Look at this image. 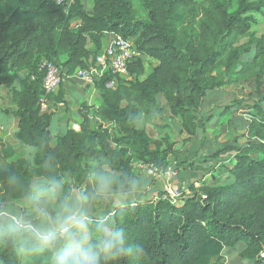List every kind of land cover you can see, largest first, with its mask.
<instances>
[{"label": "trees", "instance_id": "16d2710c", "mask_svg": "<svg viewBox=\"0 0 264 264\" xmlns=\"http://www.w3.org/2000/svg\"><path fill=\"white\" fill-rule=\"evenodd\" d=\"M132 1L91 0L88 11L86 0H0V87L15 105L3 113L12 115L15 141L37 152L29 165L0 134V206L16 199L9 178L26 179L33 168H53L67 186L83 182L92 159L122 173L165 174L182 142L168 133L153 139L147 132V126L158 127L155 116L164 112L162 104L189 140L241 108L237 100L217 105L220 100L209 96L250 80L260 89L264 34L256 27L264 20V0H135L143 19ZM117 37L132 41L139 54L129 63L127 78L114 89L106 87L107 75L94 82L99 102L80 104L78 131L69 128L52 138V114L41 113L38 104L40 65L53 62L71 76L93 67L98 53ZM146 59L157 62L147 74ZM62 98L61 91L47 96ZM212 104L216 113L206 110ZM247 108L244 116L228 120L245 131L246 140L204 156L230 153L208 172L210 182L201 179L178 199L162 191L135 205L116 204L112 213L122 217L119 226L144 253L109 264H215L227 253L237 254L233 264H264V98ZM205 112L210 117L199 124L197 117ZM185 164L192 167L185 161L179 166ZM0 264L44 261L17 258L5 245Z\"/></svg>", "mask_w": 264, "mask_h": 264}, {"label": "clouds", "instance_id": "9594fccd", "mask_svg": "<svg viewBox=\"0 0 264 264\" xmlns=\"http://www.w3.org/2000/svg\"><path fill=\"white\" fill-rule=\"evenodd\" d=\"M37 152L28 148L29 165ZM16 199L0 206V246L10 245L20 259L42 258L44 264H109L138 259L143 246L130 242L121 218L106 211L108 203L135 205L148 188L147 173H122L107 162H88L83 182H68L51 167L33 168L21 180L9 178Z\"/></svg>", "mask_w": 264, "mask_h": 264}, {"label": "rangeland", "instance_id": "374dc122", "mask_svg": "<svg viewBox=\"0 0 264 264\" xmlns=\"http://www.w3.org/2000/svg\"><path fill=\"white\" fill-rule=\"evenodd\" d=\"M201 1L202 0H197L198 3ZM132 3L137 16L140 19H143L145 14L141 6L135 0H133ZM85 6L86 9L90 11L92 6L91 0H86ZM256 30L258 35L264 34V20H262L260 25L256 27ZM156 65L157 62L155 60L146 59L145 73L147 74L150 72V70ZM262 81L263 83L260 89L256 87L253 80H250L246 85L225 87L218 93H215V95L209 96L208 99L211 101L215 98L220 100L221 103H217V105H225L232 100H237L241 103V108L235 109V113L231 114L228 119H222L216 123H208V126L204 128L202 134L190 138L189 140L186 139V136H183L180 133L178 119L170 117L167 107L162 104L161 107L164 112L156 114L155 116V122L158 127L152 128L147 126L146 130L153 139L162 136L164 133H168L171 135L173 141L176 143L182 142V144L171 157L170 169L167 173L159 175L148 169L151 171V173H148V176H152V179L148 185V191H146L145 194H149L151 196L149 198H152V196H155L158 192L162 191L171 192L173 194L178 193L179 196L188 195L190 187H198L201 179L203 180L206 178V180H209L210 182L211 176L208 172H210L212 167L214 168L221 162L228 160L230 153L225 152L224 154H217V157L212 159L204 156H207L206 154L219 152L226 146L235 143L240 144L246 140L245 131L240 127L234 126V124L229 123L228 120L244 116L248 111V106H251L254 101L262 100L264 98V79ZM66 87L67 84L65 85V88ZM85 101L92 107H95L99 102L96 98V94L90 98L87 97V100ZM10 104L9 93L0 90V108L8 109ZM71 110L73 113L72 115H68V117L71 121H75L74 111L77 110L75 108H72ZM206 110H212V113H216L218 109L212 104ZM209 117L210 116L205 112L203 115L197 117V121L199 124H202ZM9 118H11L10 115L7 116L5 113L0 112V125L5 126ZM60 118L61 115H56L51 118L50 130L53 138L58 133V127L63 128L65 126ZM9 130L11 131L10 127ZM9 130H7L8 133ZM27 150L28 148H25V152ZM184 161L188 164H192V167H186V164L184 166H179L181 162ZM135 173H138L137 169H135ZM140 174L142 173L140 172ZM107 211L111 212L109 209ZM236 259V253H227L222 260L215 264H233Z\"/></svg>", "mask_w": 264, "mask_h": 264}, {"label": "built area", "instance_id": "2783aa9c", "mask_svg": "<svg viewBox=\"0 0 264 264\" xmlns=\"http://www.w3.org/2000/svg\"><path fill=\"white\" fill-rule=\"evenodd\" d=\"M63 1L57 0L58 3H62ZM138 55L132 41L117 37L110 45L104 47L98 53L93 67L77 69L71 76H67L55 63L43 62L39 69L43 73V96L38 101L40 112L51 113V108L49 107L51 100L47 99V96L55 95L62 82L68 78H75L87 84H94V82L99 81L104 75H107L110 77V80L106 83V87L109 89L116 88L118 80L127 78L128 65ZM72 129L78 131L79 126L74 125ZM167 193L173 199L181 197L178 193Z\"/></svg>", "mask_w": 264, "mask_h": 264}, {"label": "crops", "instance_id": "0c3cea01", "mask_svg": "<svg viewBox=\"0 0 264 264\" xmlns=\"http://www.w3.org/2000/svg\"><path fill=\"white\" fill-rule=\"evenodd\" d=\"M66 84H67V87L65 88ZM0 90L7 92V91L3 90L1 87H0ZM58 91L62 92V95H63L62 101L56 102V101L51 100L49 107L51 108L50 110H51L52 117L56 116V115H61V118H60L61 122H63L65 126L63 128L58 127V129H57L58 133L55 135V137L63 135L67 129H69V128L72 129L74 127V125L78 126L79 121H80L79 116H78V109H79L80 104L82 102H84L85 100H87V97L90 98L96 94V90H95V87L93 84H87V83H85L81 80L75 79V78L65 79ZM9 99H10V96H9ZM10 103L11 104H10L8 109L7 108L6 109L0 108V112L3 113V110L13 111L15 109V105L12 103L11 99H10ZM72 108H75L77 110V111H74L75 112V121H71V119H69V117H68V115H72V113H73L71 110ZM9 115H7V116H9ZM10 116H11V118L8 119L7 124L5 126L0 125V134H1L3 141L8 142L9 145L16 152L17 158L18 157L23 158L24 153H25V148L23 146H21L18 142H16L14 139V134L16 133L17 128L15 126L12 115H10ZM9 127L11 128V131L9 130ZM7 130H9V133L7 132ZM50 133H51V130H50ZM51 137H52V135H51ZM53 143H54V141H52V144ZM144 173H147L148 185H149V183L152 179V176H148V173H151V171L146 170L141 175H143ZM146 191H148V188ZM149 197H151L149 194L148 195L144 194L143 198L139 199L138 201H146V200L150 199ZM152 197H154V196H152ZM116 204L117 203H115V202L108 203L105 206V208H106L105 210L107 211L109 209L112 213Z\"/></svg>", "mask_w": 264, "mask_h": 264}]
</instances>
